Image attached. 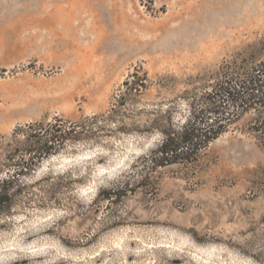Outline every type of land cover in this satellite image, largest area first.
Wrapping results in <instances>:
<instances>
[{"label":"rangeland","instance_id":"obj_1","mask_svg":"<svg viewBox=\"0 0 264 264\" xmlns=\"http://www.w3.org/2000/svg\"><path fill=\"white\" fill-rule=\"evenodd\" d=\"M252 71L264 0H0V160L18 126H76L13 188L0 264H264V109L225 100L208 141L157 151Z\"/></svg>","mask_w":264,"mask_h":264},{"label":"trees","instance_id":"obj_2","mask_svg":"<svg viewBox=\"0 0 264 264\" xmlns=\"http://www.w3.org/2000/svg\"><path fill=\"white\" fill-rule=\"evenodd\" d=\"M255 74L253 71L246 73L243 84L237 81L233 82L230 77L222 79L216 87L206 92L202 98L203 108L192 110L190 118L186 120L185 126L180 131L161 132L163 138L157 147L160 157L176 155L179 149L189 150L190 145L196 148L197 141L201 138L208 141L212 134L217 132L216 128L208 122V116L217 113L225 100L235 104L240 102L258 103L264 109V74ZM226 115H229V112H226ZM224 118L214 126L219 127L230 120L227 116ZM261 121L264 122V115ZM204 124H210V127L206 129L205 126H201ZM75 130L76 126L66 127L61 123L42 126L41 122L18 126L13 130L11 136L18 133L24 134L27 131L21 145L14 150V153H21L24 156L19 159L5 156L0 160V213L10 205L13 188L18 185L21 177L33 169L41 156L51 154L66 140L72 138ZM259 130L264 137V126H260ZM209 133L211 135H208ZM5 138L6 136L0 135V139ZM150 161L156 163L153 157L150 158Z\"/></svg>","mask_w":264,"mask_h":264},{"label":"bare ground","instance_id":"obj_3","mask_svg":"<svg viewBox=\"0 0 264 264\" xmlns=\"http://www.w3.org/2000/svg\"><path fill=\"white\" fill-rule=\"evenodd\" d=\"M105 26V25H104ZM121 28H122V33L121 35L123 36L124 39H127V36L125 35V32H124V29L125 27L123 25H121Z\"/></svg>","mask_w":264,"mask_h":264}]
</instances>
